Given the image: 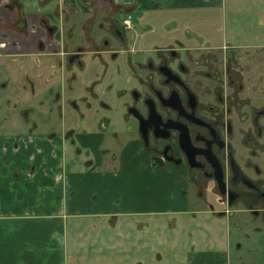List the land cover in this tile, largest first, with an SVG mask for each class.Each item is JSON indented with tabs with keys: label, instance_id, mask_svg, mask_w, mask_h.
Instances as JSON below:
<instances>
[{
	"label": "flooded vegetation",
	"instance_id": "flooded-vegetation-1",
	"mask_svg": "<svg viewBox=\"0 0 264 264\" xmlns=\"http://www.w3.org/2000/svg\"><path fill=\"white\" fill-rule=\"evenodd\" d=\"M23 1L3 0L6 17L0 24L20 32L25 46L33 36L38 50L68 47L64 60L55 65L65 74L60 84L69 94L74 90L71 82L85 68V56L100 63L99 74L85 89L103 108L110 104L100 98L95 85L111 68L117 76L123 74L125 83L117 94L132 141H139V151L154 169L178 178L176 186L171 185L179 187L180 199L171 196L168 204L184 205L178 212H186L195 202L219 218L239 219L261 233L264 245V81L255 89L248 75L236 72V47L188 44L178 38L150 45L133 42L128 32L132 14L114 0H76L67 10L64 27L56 16L55 23L39 16L32 26ZM125 14L130 15L128 24ZM62 30L64 41L59 42L53 34ZM40 33L49 37L48 43ZM0 40H5L1 52L16 45ZM54 91L52 101L61 108L68 97L61 88ZM80 97L89 107L88 98ZM69 101L79 109L74 95Z\"/></svg>",
	"mask_w": 264,
	"mask_h": 264
},
{
	"label": "crops",
	"instance_id": "crops-1",
	"mask_svg": "<svg viewBox=\"0 0 264 264\" xmlns=\"http://www.w3.org/2000/svg\"><path fill=\"white\" fill-rule=\"evenodd\" d=\"M2 1L0 18L6 17ZM75 1L23 2L30 25L43 16L51 23L57 17L64 27L67 10L72 9ZM114 1L132 14L128 32L133 42L150 45L178 38L188 44H236L226 37L223 7L227 0ZM255 1H260L257 7L260 14L264 11V0ZM29 2H35L37 8L29 9ZM63 33V30L56 32L53 37L62 42ZM148 33H155L149 37L153 41L148 40ZM40 36L49 42L48 36L42 33ZM165 37L169 39L164 41ZM29 38L30 45L25 46L20 32L0 24V39L16 42L14 46L8 45L0 56L21 60L23 67L28 57L37 61L38 66H50L51 72L46 77L49 82L55 63L64 60L68 47L60 44L61 47L42 51L38 50L35 38ZM38 56H42L43 63ZM26 75L32 80L27 72ZM48 92L53 100L55 91L51 86ZM30 110L21 111L25 123L22 126L1 127L7 115L0 118V264H86L89 256L83 257L82 239L73 237L72 232L98 230L105 225L109 226L104 231L107 240L100 231L98 241L105 240L109 249L107 253L100 249L90 256L111 257L112 264H120V257L126 254L118 246L123 241L119 228L122 222L130 224L134 215L175 214L184 208L168 204L170 178L152 167L148 156L139 151V141H132L129 128L110 129L111 121L102 124L100 120L96 125L85 122L79 126L64 120L55 126L45 121L29 123ZM124 133L127 138H123ZM173 194L180 199L176 191ZM85 225H89L87 231H83ZM215 241L218 242L215 248L189 251L185 264H232L228 242ZM125 262L130 264V258Z\"/></svg>",
	"mask_w": 264,
	"mask_h": 264
},
{
	"label": "rangeland",
	"instance_id": "rangeland-1",
	"mask_svg": "<svg viewBox=\"0 0 264 264\" xmlns=\"http://www.w3.org/2000/svg\"><path fill=\"white\" fill-rule=\"evenodd\" d=\"M260 1L255 0H235L226 1L223 7L224 18L226 20V37L228 41L236 43L234 46V61L232 63L236 72H240L244 77L249 78V83L254 84L258 89L264 81V11L257 13ZM29 9L37 8L35 2H29ZM134 15V14H133ZM135 18V17H134ZM192 27V26H191ZM140 28V27H139ZM200 31V30H199ZM155 33H148V40ZM170 35H166L168 37ZM150 37V38H149ZM155 37V36H154ZM165 37V38H166ZM166 38L164 41L168 40ZM255 46H248L249 44ZM28 57V56H27ZM43 63L42 56H38ZM85 68L79 72L76 80L71 83L74 90L69 94L61 86L60 80L64 77L58 64L56 71L51 74L50 81H46L50 66L37 65V61L28 57L24 62L26 67L21 66V60L13 61L11 57L0 56V118L7 115V120L2 126H22L23 110L31 108L29 123L45 121L50 126L60 125L64 120L66 123L74 122L76 126L85 122L96 125L97 121L109 117L111 119L110 129L124 127L126 123L121 118L123 108L119 104L118 87L125 83V78L121 74L117 76L111 68L108 75L99 81L94 90L101 99H105L109 108H103L98 98L90 95L85 89L86 84L99 74L100 63L97 58L85 56ZM76 70V66H74ZM43 70L40 74L37 71ZM26 72L32 80L27 79ZM112 82L111 88L107 84ZM64 84V83H63ZM48 86L53 90H63L67 102L61 108L52 101V94L48 92ZM34 91V92H33ZM48 93V96H45ZM74 95L79 109L69 100ZM85 95L91 104L87 107L86 99L80 96ZM46 97V98H45ZM6 99H9L6 101ZM14 103L16 104L13 108ZM51 108V109H50ZM84 112V115L79 110ZM49 114V115H48ZM63 118H62V115ZM4 119V118H3ZM124 133L123 138H127ZM178 178L170 176L169 197L174 196L173 190L181 194L176 186ZM173 185V186H174ZM175 188V189H173ZM192 196L189 198L191 199ZM184 207V205H182ZM186 212L168 213L159 212L153 214L134 215L130 219V224L125 221L120 225L122 240L118 246L125 256L120 257V264H126L125 259L130 258V264H185L186 255L196 248H215V239L228 242L230 246V256L232 264H264V245L262 235L253 231L244 222L236 218H219V215L206 210L203 205L191 202ZM89 225L83 226V231H87ZM109 226L99 227L98 230L88 232H72L75 238H81L83 257H87L86 264H112L111 257H91L92 252L102 249L105 253L109 246L105 240L104 232ZM117 228V227H115ZM114 228V229H115ZM104 229V230H103ZM104 232V242L98 241V236ZM107 232V230H106ZM84 233V236L82 234ZM92 237H97L92 241ZM100 240V239H99ZM95 250V251H94ZM116 250V249H115ZM112 251V250H111ZM91 257V259H90ZM125 262V263H124ZM80 263V262H79Z\"/></svg>",
	"mask_w": 264,
	"mask_h": 264
},
{
	"label": "built area",
	"instance_id": "built-area-1",
	"mask_svg": "<svg viewBox=\"0 0 264 264\" xmlns=\"http://www.w3.org/2000/svg\"><path fill=\"white\" fill-rule=\"evenodd\" d=\"M129 19H130V15L129 14H125L123 16V21L126 22V24H128ZM3 48H5V40H0V52H1V50Z\"/></svg>",
	"mask_w": 264,
	"mask_h": 264
},
{
	"label": "trees",
	"instance_id": "trees-1",
	"mask_svg": "<svg viewBox=\"0 0 264 264\" xmlns=\"http://www.w3.org/2000/svg\"><path fill=\"white\" fill-rule=\"evenodd\" d=\"M20 16H21V17H20V18L18 17V19H21V18H23V17H24V15H23V14H21Z\"/></svg>",
	"mask_w": 264,
	"mask_h": 264
}]
</instances>
